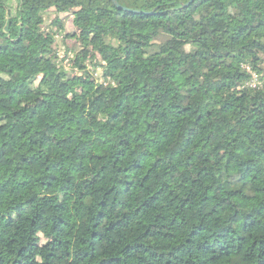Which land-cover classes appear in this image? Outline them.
<instances>
[{"label": "trees", "instance_id": "16d2710c", "mask_svg": "<svg viewBox=\"0 0 264 264\" xmlns=\"http://www.w3.org/2000/svg\"><path fill=\"white\" fill-rule=\"evenodd\" d=\"M116 1L0 0V264H264V0Z\"/></svg>", "mask_w": 264, "mask_h": 264}, {"label": "rangeland", "instance_id": "374dc122", "mask_svg": "<svg viewBox=\"0 0 264 264\" xmlns=\"http://www.w3.org/2000/svg\"><path fill=\"white\" fill-rule=\"evenodd\" d=\"M62 17H64V16L63 15H57L56 13H51L50 15L46 16L45 17V18H47L46 25H45L46 30H50L49 29V25L52 23L53 20L61 19ZM53 31L55 33H59V29L57 27H53ZM73 31H74V26L72 24V18L70 17L67 20V22H66V32L72 33ZM62 41H63L62 35H59L58 36V42H57V47H58L57 50L60 49V55L61 56L64 54V51H65L64 43ZM156 42H158V39H157ZM66 44L73 45V44H75V41H74V39L73 40L70 39V40L67 41ZM34 46L39 47V43L38 42L34 43ZM65 67H66V69L68 71L69 70L71 71V69H72V67L70 66L69 63H67ZM95 73H97L96 74L97 75V78L100 81V79L103 78V76H102V70L99 69ZM0 110H1V108H0ZM43 244H44V241H43Z\"/></svg>", "mask_w": 264, "mask_h": 264}, {"label": "built area", "instance_id": "2783aa9c", "mask_svg": "<svg viewBox=\"0 0 264 264\" xmlns=\"http://www.w3.org/2000/svg\"><path fill=\"white\" fill-rule=\"evenodd\" d=\"M244 69L250 75V81L246 84L244 88L251 89H264V73H258L251 69L250 66H245Z\"/></svg>", "mask_w": 264, "mask_h": 264}, {"label": "water", "instance_id": "95a60500", "mask_svg": "<svg viewBox=\"0 0 264 264\" xmlns=\"http://www.w3.org/2000/svg\"><path fill=\"white\" fill-rule=\"evenodd\" d=\"M113 1V3L120 9V10H123V11H127V9L126 8H124V7H121L118 3H117V1L116 0H112ZM195 0H191L188 4H186L184 7L185 8H188L193 2H194Z\"/></svg>", "mask_w": 264, "mask_h": 264}]
</instances>
